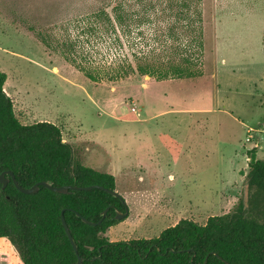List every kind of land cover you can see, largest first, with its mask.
Listing matches in <instances>:
<instances>
[{"label": "rangeland", "instance_id": "rangeland-1", "mask_svg": "<svg viewBox=\"0 0 264 264\" xmlns=\"http://www.w3.org/2000/svg\"><path fill=\"white\" fill-rule=\"evenodd\" d=\"M104 1L0 0V71L16 117L22 124L58 126L76 161L115 178L128 215L107 229L104 237L110 242L155 238L181 219L203 225L211 216L230 212L244 199V178H236L229 166L234 149L245 145L264 158L259 103L264 73L224 74L212 98L204 83L213 85L214 0H201L204 52L194 68L199 75L156 82L133 74L104 81L101 72L102 80L92 82L59 51L46 49L37 35L54 49L67 35L79 36L72 57L82 67L104 71L102 26L87 35L80 32L86 21L77 24L104 7ZM123 1L139 8L134 0ZM152 4L150 30L162 34L174 24L171 14L177 8L165 16L163 0ZM256 18L244 24L251 29L243 33L247 47L232 42L225 50L226 67L258 66L262 26ZM187 36L184 40L195 34ZM0 264H23L7 239H0Z\"/></svg>", "mask_w": 264, "mask_h": 264}, {"label": "trees", "instance_id": "trees-1", "mask_svg": "<svg viewBox=\"0 0 264 264\" xmlns=\"http://www.w3.org/2000/svg\"><path fill=\"white\" fill-rule=\"evenodd\" d=\"M134 1L138 9L123 0H105L104 7L77 21H86L81 34L92 35L98 25L102 26L104 71L95 66L82 67L72 57L79 36L73 39L67 35L55 49L46 37L38 34V39L96 83L103 78L101 72L104 81L133 74L156 81L199 75V69L194 68L201 64L203 55L201 0H163V15L177 10L171 14L176 19L174 24L163 28L162 34L158 29L153 33L150 30L153 0ZM187 34L195 36L184 40ZM5 81L6 75L0 71V173H12L24 189L50 182L54 187L101 186L114 191L115 178L76 161L72 146L63 141L58 126L46 121L22 124L18 120L12 100L3 89ZM247 158L244 199L230 212L211 216L203 225L181 219L155 238L118 242L104 237L107 229L119 222L113 218L115 210H123L111 194L98 188L61 194L44 186L24 194L6 174L8 183L4 188L0 184V239L12 244L23 264H77L78 256L81 264H264V158L256 157L255 148L247 151ZM105 209L103 220L94 226L76 216L78 213L97 223ZM61 216L77 252L65 234Z\"/></svg>", "mask_w": 264, "mask_h": 264}, {"label": "crops", "instance_id": "crops-1", "mask_svg": "<svg viewBox=\"0 0 264 264\" xmlns=\"http://www.w3.org/2000/svg\"><path fill=\"white\" fill-rule=\"evenodd\" d=\"M214 15H213V32L214 35V56L212 59L213 72L211 75L213 85H204L212 89V98L217 94L220 87V78L229 72L235 73L239 71L240 73L248 74L251 73L250 69L257 72V75L264 73V58H263V41H264V0H214ZM257 17L256 19L260 21L262 37H261V54L262 59L258 61V66L252 65H231L226 67L225 62L228 58L225 55V50L227 47L235 42L239 46L246 48L247 42L243 33L251 31L250 27L244 25L247 18ZM203 32V31H202ZM232 33H236L233 34ZM235 41H234V40ZM204 49V41H203ZM204 52V50H203ZM259 53V51H258ZM253 57L255 56L252 55ZM219 61V63H218ZM252 62V59H251ZM253 63V62H252ZM239 67V68H238ZM259 74V75H260ZM158 82V81H156ZM252 84L254 82L252 81ZM202 86V84H201ZM257 92V91H255ZM260 97V96H259ZM259 99L260 105L263 107L264 96ZM264 128V127H263ZM264 133V129L262 130ZM245 142L247 143L246 139ZM252 149V148H251ZM250 148L242 145V148H236L230 157V169L234 173L236 178H241L243 181L244 175L247 172V151ZM141 180V179H140Z\"/></svg>", "mask_w": 264, "mask_h": 264}, {"label": "water", "instance_id": "water-1", "mask_svg": "<svg viewBox=\"0 0 264 264\" xmlns=\"http://www.w3.org/2000/svg\"><path fill=\"white\" fill-rule=\"evenodd\" d=\"M6 174H8V175L10 176V179L12 180V182H13L15 188H16L18 191H20L21 193H24V194L35 193V192L38 190V187H39V186H44V187H46L47 189H49V190H51V191H53V192L61 193V194H67V193H69L70 191H89V190H91V189H93V188H98V189H100V190H103V191H105V192L111 194L113 197L117 198V199L121 202V204L123 205V207H124V211H121V210H118V209L115 210V216H114V219H115V220H120V219H122V218H124V217H126V216L128 215V209H127V207H126V205H125V203H124L122 197H121V196H120L115 190H114V191H112V190H108V189L103 188V187H101V186H87V187H78V186H59V187H54V186L51 185L50 182H40V183H37V184L33 185V186L30 187V188L24 189V188H21V187L17 184V182L15 181L14 176L12 175V173H10V172H8V171H5V172L0 173V184L2 185V188H4V187L6 186V184L8 183V181H9V179H6V178H5V175H6ZM106 212H107V209H105V210L102 212V214H101V218L99 219V221H98L97 223H92V222L86 220L85 218H82L78 213H76V216L80 217L81 220H82L84 223H86V224H88V225H92V226H94V225H96V224H100V223H101V221L103 220L104 216L106 215ZM61 223H62V225H63V227H64L65 234H66V236H67V238H68V240H69V242H70V244H71L73 250H74L75 252H77V247H76V245H75V243H74V240H73V238L71 237L70 232H69V230H68V228H67V226H66V224H65V221H64L63 216H61ZM81 262H82V259L78 256V257H77V264H81Z\"/></svg>", "mask_w": 264, "mask_h": 264}, {"label": "flooded vegetation", "instance_id": "flooded-vegetation-1", "mask_svg": "<svg viewBox=\"0 0 264 264\" xmlns=\"http://www.w3.org/2000/svg\"><path fill=\"white\" fill-rule=\"evenodd\" d=\"M122 208H123V210H122V211H124V207H123V205H122Z\"/></svg>", "mask_w": 264, "mask_h": 264}]
</instances>
